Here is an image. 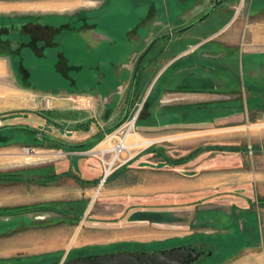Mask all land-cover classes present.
<instances>
[{
	"label": "rangeland",
	"instance_id": "rangeland-1",
	"mask_svg": "<svg viewBox=\"0 0 264 264\" xmlns=\"http://www.w3.org/2000/svg\"><path fill=\"white\" fill-rule=\"evenodd\" d=\"M97 1L103 0H0V13L29 8L35 13L40 9L74 13L96 9ZM181 1L114 0L97 18L85 17L77 24L69 19L63 37L54 28H41L39 35L45 36L46 45L77 50L82 58L68 63V69L77 65L78 72L60 74L53 61L39 63L29 58L14 65L19 76L23 66L29 68L32 84L55 92L41 97L44 110L33 116L32 126L62 143L90 144L69 149L32 131L0 134V264H63L88 254L131 249L153 252L181 245L199 247L206 254L216 251L214 257L203 256L198 264H247L251 254H264V247L251 250L243 244L252 220V214L245 216V212L251 202L257 203L261 190L259 183L253 186L245 180V162L264 161L263 109L246 112L245 100L237 115L182 134L157 135L148 123L140 127L138 119L139 134L158 141L143 145L130 163L106 180L94 152L137 112L156 72L189 46L229 24L237 14L232 8L242 9L234 27H243L244 40L246 24L264 21V15H254L264 9V0H228L230 9L222 4L202 22L173 35L209 11L188 16V5ZM215 1L209 0L208 8ZM263 58L241 53L230 63L235 69L238 65L243 88H249L243 80L245 63ZM16 78L0 77V91L13 88L2 86V79L16 85ZM224 98L229 103L244 102L241 92ZM55 100L66 107L54 108ZM9 122L11 118L0 117V127ZM210 146L236 151L204 149ZM155 150L163 161L154 155ZM194 153L193 161L205 164L206 176L223 180L207 183L206 190L192 191L200 184L197 178L205 175L194 176L197 165L183 171L175 166ZM173 181L181 190L169 193L166 186ZM204 210L212 214L199 215ZM5 259L12 261L6 263Z\"/></svg>",
	"mask_w": 264,
	"mask_h": 264
},
{
	"label": "crops",
	"instance_id": "crops-1",
	"mask_svg": "<svg viewBox=\"0 0 264 264\" xmlns=\"http://www.w3.org/2000/svg\"><path fill=\"white\" fill-rule=\"evenodd\" d=\"M188 1L190 0L181 1L183 5H188L186 9V15L188 16H190L191 12L196 13L195 15H200L211 9V7L208 8L210 5L209 0H193L192 3H188ZM229 4V1H227L223 5L230 9L231 5ZM44 6L49 5L46 4ZM241 10H233L232 8V12L234 11L237 14L233 19L229 20V24H225L219 30L207 35L196 45L189 46L156 72L141 100L143 111L141 110L138 122L140 123V127L148 123L157 135H164L165 133L182 134L191 129H199L209 125L214 121L222 119V117L226 119L237 115L243 103L245 106V100L248 103V107L245 106L246 112L255 113L256 110H264V58L261 61L249 60L245 63L243 80L249 87H244L245 90L241 84L242 76L238 72V65L235 69L230 64L232 61L237 60L241 53L250 57H264V49H262L264 47V21L261 24H246L244 26L246 40H244L243 27L240 29L234 27L240 17ZM251 10L250 5L247 12H245L250 15ZM32 11L33 9L29 8L17 10L14 13L42 15L48 18V20L52 17L47 16L65 14L61 13V11H51L49 9H40L36 13ZM263 11L264 9H261L254 15L257 18H261L264 15ZM9 13L11 12L5 11L4 13H0V15ZM44 29L47 28L45 27ZM46 31L44 30V32ZM29 56H31V60H37L39 63L53 61L56 71L60 74H63L66 70H68V74L71 71L78 72L77 65H72L68 69V63L73 64V61L75 63L79 62L82 58L76 49H61L55 45H46V42L44 48L39 47V49L31 51ZM23 71V74L19 76L18 71H15L11 66L8 58L0 57V77L4 78L7 75L17 77L15 80L17 87H14L16 85L9 83L6 79L1 80L2 86L13 85V88H3L4 90L0 91V117L12 119V123L9 122L0 127V134L4 132L30 131L26 127L36 129L32 126L31 122L33 121V116L37 115L38 117L40 112L44 110L41 97L47 93H55L42 90L44 88L32 84L30 82L32 72H30L29 68L27 69L23 66ZM19 78L23 80L20 81ZM246 88L249 90L247 91ZM239 92L243 94L244 102L241 101L242 104L239 101L229 103L224 98L227 94L233 95ZM217 96L220 98H216ZM216 100H219V102H216ZM64 107H66L65 103L60 100L55 102L54 108L63 109ZM233 112L235 113L232 114ZM147 120L148 122H146ZM36 130L40 131L39 129ZM39 135L47 138L41 134ZM52 138L55 139L54 137ZM216 148L215 146L204 147V149L211 151H215ZM198 149L203 150V147H199ZM152 152L154 155H159V161H163L162 157L160 158L162 155L159 151L155 150ZM194 159L179 163V165L175 166L177 167L176 170L183 171L186 166L197 165V174L194 176L205 175L203 173L206 170L205 164L200 163V161H193ZM244 176L247 183H251L253 186H256L255 183H259L261 187L259 196L257 195V203L251 202V207L245 212V216L252 214V220L248 225L246 224L245 229L246 248L255 250L264 247V161H246ZM222 180L223 178L220 176L205 175L197 178L200 184L195 186L192 191L196 189L198 191L206 190L207 183H215ZM166 187L169 193L181 190L174 185V181L167 184ZM256 204L259 206L256 207ZM259 207L262 208L261 211ZM210 214L212 212H207L206 210L199 213L203 217ZM214 215L217 217L215 211ZM245 216L244 221L247 222ZM203 223H207L206 218L203 219ZM251 257V259L248 257L247 264H264V254L253 253ZM10 261L12 260L5 259L6 263ZM14 262H17V260Z\"/></svg>",
	"mask_w": 264,
	"mask_h": 264
},
{
	"label": "flooded vegetation",
	"instance_id": "flooded-vegetation-1",
	"mask_svg": "<svg viewBox=\"0 0 264 264\" xmlns=\"http://www.w3.org/2000/svg\"><path fill=\"white\" fill-rule=\"evenodd\" d=\"M114 0H103L95 2L96 9H82L74 13H65L63 15L47 16L52 17L48 20L42 15L34 14H1L0 15V57L8 58L11 66L15 68V64H22L25 59H30L31 51L44 48L45 36H40L39 30L41 28H54V32L59 34V38L63 37V31L66 26H70V20L77 24L83 21L85 17L91 19L92 17L104 15L110 8ZM48 3V2H45ZM102 11V12H101ZM45 18V19H44ZM46 23H52L47 25ZM51 25H53L51 27ZM37 30L32 31L30 28ZM62 35V36H61ZM65 38V36H64ZM9 47V48H8ZM8 48V49H6ZM19 73V72H18ZM19 80H23L19 78Z\"/></svg>",
	"mask_w": 264,
	"mask_h": 264
},
{
	"label": "water",
	"instance_id": "water-1",
	"mask_svg": "<svg viewBox=\"0 0 264 264\" xmlns=\"http://www.w3.org/2000/svg\"><path fill=\"white\" fill-rule=\"evenodd\" d=\"M228 0H216L215 5L210 9L203 17H201L194 24L175 32L173 35H178L193 26L197 23L205 20L209 15H211L214 10H216L220 5L224 4ZM169 36V35H168ZM152 47H150L151 49ZM138 76V70L134 77V83L132 86L131 100L133 96V90L135 88L136 78ZM131 100L126 111V116L129 112V107L131 106ZM116 128V127H115ZM34 131L42 136L47 138H52L49 135L40 132L36 129ZM53 139V138H52ZM205 252L202 251L199 247L192 245H181L176 248L166 249V250H157L153 252H139V251H116V252H107L96 255H88L84 257H76L66 260L63 264H198L201 262ZM211 256V253H208ZM57 264V263H54Z\"/></svg>",
	"mask_w": 264,
	"mask_h": 264
},
{
	"label": "built area",
	"instance_id": "built-area-1",
	"mask_svg": "<svg viewBox=\"0 0 264 264\" xmlns=\"http://www.w3.org/2000/svg\"><path fill=\"white\" fill-rule=\"evenodd\" d=\"M141 109L142 105L133 116L107 136L105 148L95 151L104 169V180L130 163L137 156V151L141 150L144 138L137 131Z\"/></svg>",
	"mask_w": 264,
	"mask_h": 264
},
{
	"label": "trees",
	"instance_id": "trees-1",
	"mask_svg": "<svg viewBox=\"0 0 264 264\" xmlns=\"http://www.w3.org/2000/svg\"><path fill=\"white\" fill-rule=\"evenodd\" d=\"M12 128H14V127H12ZM26 129H29L30 131H32V132H35L34 131V129L33 128H29V127H26ZM115 129V128H114ZM114 129H111L110 130V132L111 131H113ZM52 141H54V142H56V143H58V144H62V145H64L65 147H67V148H69V149H83V148H85V147H87L90 143H86V144H82V145H66V144H64V143H60L59 141H57V140H55V139H52V138H50ZM216 150H219V151H226V150H228V151H232V152H235L236 151V149H234V148H228V147H217L216 148ZM197 153H194L193 155H192V157H189V159H185V160H183V161H180L179 163H182V162H185V161H188V160H190V159H193L194 158V156L196 155ZM237 237L239 238V236L237 235ZM241 238V237H240ZM243 244L246 246V244H245V242H243ZM213 246L214 247H218L219 245L218 244H213ZM132 250V249H131ZM131 250H118V251H131ZM117 251V250H116ZM116 251H110V252H116ZM208 252H210V251H208ZM216 252V251H215ZM215 252H212V255L211 256H209L208 254H205V256H206V258H211V257H214V255H215ZM101 253H107V252H101ZM206 253V252H205ZM98 254H100V253H98ZM89 255V254H88ZM88 255H84V256H88ZM229 255V254H228ZM84 256H81V257H84ZM73 258H76V257H73Z\"/></svg>",
	"mask_w": 264,
	"mask_h": 264
},
{
	"label": "bare ground",
	"instance_id": "bare-ground-1",
	"mask_svg": "<svg viewBox=\"0 0 264 264\" xmlns=\"http://www.w3.org/2000/svg\"><path fill=\"white\" fill-rule=\"evenodd\" d=\"M5 100V99H4ZM155 142H157V141H155V140H152V139H150V140H146V139H143V145H150V144H152V143H155ZM105 146H106V143L104 142L103 144H102V146H100V150H101V148H105ZM99 150V148L96 150V152H98V151H100ZM95 152V151H94ZM30 154H34L33 152H30ZM91 154V153H90ZM62 155V154H61Z\"/></svg>",
	"mask_w": 264,
	"mask_h": 264
}]
</instances>
